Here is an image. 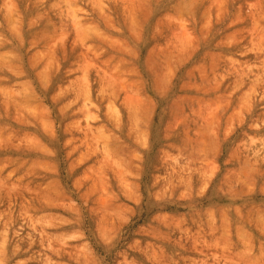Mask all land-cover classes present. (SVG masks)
I'll list each match as a JSON object with an SVG mask.
<instances>
[{
	"label": "rangeland",
	"instance_id": "1",
	"mask_svg": "<svg viewBox=\"0 0 264 264\" xmlns=\"http://www.w3.org/2000/svg\"><path fill=\"white\" fill-rule=\"evenodd\" d=\"M0 264H264V0H0Z\"/></svg>",
	"mask_w": 264,
	"mask_h": 264
}]
</instances>
